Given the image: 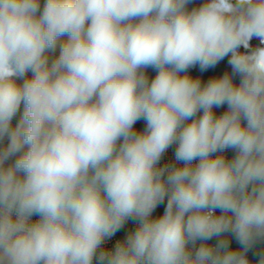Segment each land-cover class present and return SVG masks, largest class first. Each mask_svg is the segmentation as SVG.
<instances>
[{"label": "clouds", "instance_id": "9594fccd", "mask_svg": "<svg viewBox=\"0 0 264 264\" xmlns=\"http://www.w3.org/2000/svg\"><path fill=\"white\" fill-rule=\"evenodd\" d=\"M192 3L0 0V264H264V0Z\"/></svg>", "mask_w": 264, "mask_h": 264}, {"label": "crops", "instance_id": "0c3cea01", "mask_svg": "<svg viewBox=\"0 0 264 264\" xmlns=\"http://www.w3.org/2000/svg\"><path fill=\"white\" fill-rule=\"evenodd\" d=\"M199 2H201V3H199ZM204 2H205V0H193V3L190 4V6H188V7H189V9H191L192 7L199 6L200 4H203ZM61 39H66V37L61 38ZM251 45H252L253 47L260 46V45H259V41L256 40V39H254L253 41H251ZM58 46H59V45H58ZM242 50H243V49H242ZM46 55H47L48 58H49V62H51L53 59H55V52H53V51H49V52H47ZM226 67H227V61L225 60V61H222V62L220 63V65H218L217 69H215V70H211V71H213V72L201 73V72L198 70V68L190 69L189 72H190L191 75H193V76H200V77H202V79H203L204 81H206V80H207L210 76H212V75L223 74V71L226 69ZM229 70H231V69H230V68H227V71H229ZM147 74L149 75L150 78H154V76H155L156 73H155L152 69H148V70H147ZM31 75H32L31 72L27 73V74H26V78H30ZM14 79L16 80V83H17V84H22V83H23V80H22V79H19V78H14ZM235 82H236L237 84L239 83L238 80H236ZM22 111H23V106L21 105V109H20V111H18V113L16 114V116L13 118V120H12V122H11L13 127L18 123V121H19V119H20V116H21V114H22ZM224 111H226V110H222V111H219V112H215V114L220 113V112H224ZM201 114H202V113H201ZM145 126H146V125H145V122L141 120V121H138L137 124H136L134 127H135L137 130H143V129L145 128ZM3 143L6 144V143H7V139H5V140L3 141ZM231 155H232V156L234 155V152H233L232 150H231ZM162 208H163L162 205H160L159 207H157V209H156V211H155V214H154V217H158V216H160V215L163 214V212H162ZM120 231H121L123 237H125L126 234L129 232V231H128V226L125 225L124 228H122ZM212 241L215 242V240H212ZM232 247H235V248H238V247H239V245L236 244L235 240L232 241ZM257 249H258V250H264V245H258V246H257ZM248 259H249L251 262H253V263L255 264V261H256L257 258L254 257V256H252L251 253H249V254H248Z\"/></svg>", "mask_w": 264, "mask_h": 264}, {"label": "built area", "instance_id": "2783aa9c", "mask_svg": "<svg viewBox=\"0 0 264 264\" xmlns=\"http://www.w3.org/2000/svg\"><path fill=\"white\" fill-rule=\"evenodd\" d=\"M222 113H223V112H220V113H217L216 115H220V114H222ZM175 147H176V146L173 145L172 147H170V148L167 150V152L164 154V156H163V158H162V160H161V162H160L161 165H163L164 163H170V162H173V160H174V151H175ZM225 155H226L227 158L230 159V158L232 157V155H231V150L226 151ZM155 211H156V210H155ZM155 211L153 212V216H154V214H155ZM217 214H219V211H217ZM32 219L35 220V219H38V217H35V216H34ZM125 225L128 226V231H130L131 229H133V228L135 227V223H134L133 221H128ZM123 238H124V237H123L121 231H119V232H117L116 235L113 236L110 240H107V241H106V245H107V247L111 248V247L114 246V244L116 243L117 240H121V239H123ZM209 243L212 244V243H215V242H213V241H209Z\"/></svg>", "mask_w": 264, "mask_h": 264}, {"label": "rangeland", "instance_id": "374dc122", "mask_svg": "<svg viewBox=\"0 0 264 264\" xmlns=\"http://www.w3.org/2000/svg\"><path fill=\"white\" fill-rule=\"evenodd\" d=\"M45 0H40V3H41V10L43 8V4H44ZM201 3V2H199ZM201 5V4H200ZM190 6V5H188ZM189 8V7H188ZM55 52V58L59 55V46H57L56 50L54 51ZM222 110H227V105H225L224 107H221V108H214V112H219V111H222ZM162 212L164 211V205H162ZM235 248V247H234ZM252 264H254L252 262Z\"/></svg>", "mask_w": 264, "mask_h": 264}, {"label": "trees", "instance_id": "16d2710c", "mask_svg": "<svg viewBox=\"0 0 264 264\" xmlns=\"http://www.w3.org/2000/svg\"><path fill=\"white\" fill-rule=\"evenodd\" d=\"M231 70H229V72H230Z\"/></svg>", "mask_w": 264, "mask_h": 264}]
</instances>
